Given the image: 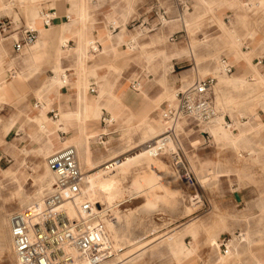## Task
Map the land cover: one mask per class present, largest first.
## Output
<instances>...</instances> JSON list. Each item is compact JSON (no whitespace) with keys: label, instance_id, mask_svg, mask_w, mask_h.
<instances>
[{"label":"bare ground","instance_id":"1","mask_svg":"<svg viewBox=\"0 0 264 264\" xmlns=\"http://www.w3.org/2000/svg\"><path fill=\"white\" fill-rule=\"evenodd\" d=\"M41 1H46V0H17L19 8H21L25 14L26 25L36 28L39 35L42 34L47 35L52 30V27L50 25L44 28L40 27V24L42 23L40 21L41 15L39 13L41 7L40 4ZM84 1H85L84 3H86L87 5V8L83 6L80 9V14L81 16H83V21L85 19L84 18L86 15L85 13L87 12V11L85 12V10H89L92 12V9L97 7V4L95 3L92 4V1L91 2L89 0H84ZM196 1L209 8L219 0H196ZM220 1L224 2L226 5L229 6V8L233 10L232 14L234 15L236 23L237 24L240 23L241 25H244V27H246V29L248 30V33L246 35H248L249 37H254L255 22L258 19V17H256V14L258 12H262L264 14V0H258L257 2L258 7L254 8V11L251 13L250 16L239 13V8H243L242 3L246 2L247 0H220ZM1 12L11 14L13 12L12 4L0 3V13ZM81 16L79 17V19L81 18ZM194 17H195L194 13L190 14L189 16H187V19H185L184 23H186V25H189L190 21H192ZM14 19L15 21H17L18 18L14 16ZM71 20L72 19H70V21H68L69 23L67 24H62L61 38L62 35L70 29V24L72 23ZM92 25L93 27H96V24L94 22ZM215 25L216 26H214L215 28L214 30H216V32L212 33V31H209V33L213 35V39L215 40L214 42L220 40L223 43H225L226 46L227 45L233 46L234 49L238 52V55L244 58V61L246 62L247 65H249L250 67H259L260 64L258 65L252 60L253 57L257 54V49H253L254 55L252 57H249L244 52H242L239 47L241 44L240 36L236 33L235 30H231L223 24L222 16H215ZM84 26L85 25H83V28H85ZM168 27L170 30L173 29L172 24H168ZM90 28L91 25H88V29ZM123 31L124 29L121 30L120 34H118V37H122ZM218 31L224 33V38ZM3 38L4 36L0 35V42ZM208 38L209 36L208 33L206 32L203 40H198V41L193 40L190 43V47L189 45L188 47H185L183 45L177 46V50L180 53L186 54L187 56H189L190 52H192L194 57H196L198 49L200 47L211 44ZM261 45L263 46L262 41H261ZM26 49L32 50L28 46L26 47ZM210 58L211 61L208 63V66L205 67L200 66L203 67L201 69L202 74L205 75L211 72L213 74H218L220 81L222 82L226 81L232 84L233 86H236L240 82V80L236 77L227 76V75L225 76V74L224 75L220 74L221 72H219L218 70L219 55L215 50L213 54L210 56ZM28 61L29 58H27L23 52H20L16 56L5 57L3 62L6 64H15L17 66L16 67L18 73L17 77L20 78L22 75L31 74L33 69L38 68V67H27L26 63ZM2 64L0 65V102L7 100L6 92H4V88L7 85V81L5 80V75L3 70L8 69V67H3ZM210 67H211V71L209 70ZM121 68L122 67H101V78L96 81V86H95L96 92H94L95 96H93L92 92L89 90L90 88L88 84L89 80L85 75V67H80V71L83 77H81V79L75 85L77 89L76 101H75L76 108L72 109L71 111H65V112L60 111L58 118H56V120L49 121L46 119L44 123L38 121V117L43 115L42 114L43 110L40 107L34 106L31 110L27 112L20 111V113L22 112L21 114L25 118V121L20 129L22 131L23 136L26 137L27 140L29 141V144L27 146L25 145L21 147L18 141L16 143L10 142L5 144L4 148L11 151L14 155L16 153L19 154V152H21L24 154L23 155L24 157L28 155L42 156L43 158L42 160H44V164L42 165L43 173L37 176V178H34L35 181L37 182V187L34 188V190L30 193L22 192L21 190V184L23 180H25L28 174L24 178L18 177V172L21 169L26 170L27 168L25 158L22 159L17 158L14 166L9 168L5 172H2L1 177H6L17 183L18 188L16 194L19 197L20 206L16 209L27 208L29 209L28 210L29 213H32L41 206L43 197L46 193L45 189L49 190L53 181V173L50 170V168L47 166L45 161L46 156L54 149L66 146L68 144L74 145L77 149V157L80 163V167L83 170V177H84L83 197L90 199L92 202L94 201L101 202V204H103L105 207L110 209L115 214L116 220L115 221L108 220L107 222L108 231L112 239H114L116 242H119L118 243L119 245L124 244L125 246L126 244L136 245L139 241L136 238L129 240V238L126 236L125 234L126 231L122 226L123 224L122 220L125 221V226H127V218H126L127 213L125 212L121 213V210L118 207L125 201H128L133 197H138L142 195V201L140 204L141 207L149 208L158 205V206L166 207V209L171 208L174 202L179 198V195H177L178 193L177 194L175 193L174 190L175 186H173L174 183L173 181H179V180H177L178 178L176 174L172 175L170 173L169 175L168 172H165L166 170V169L164 170L165 163H163V161H161L158 157L153 155V151L155 149L154 143L156 142V140H159L158 137L161 136L166 129V127L163 126L161 122L157 120V118L152 116V112L155 110L156 105L159 103V100L161 99L164 90L162 92L159 89L156 94L151 95L150 91H144L142 89V83H140V78H136L135 79L137 82L136 89L139 90V94H137L135 91H130V90L125 91L124 89L122 95H118L116 91V85L118 79L123 76L121 72ZM63 70L64 67L57 66L56 68H54V77L49 78L46 84L42 88L37 90L36 96L39 102H41L46 96H52L53 88H55L57 85L64 84L63 79L61 77L62 76L61 72ZM192 71H194V69ZM149 74L150 73L148 71L145 72V76L147 77V79L150 77ZM193 76H194V72H191L190 74L187 73L184 74L182 78L184 86L188 82H190ZM127 80L130 81L129 78H126L124 82H126ZM140 96L149 99V102L145 105V107H142L141 110L137 108L134 104L136 99L139 98ZM59 98L60 96L58 97V99ZM228 107L232 108L231 119L233 120L234 123L233 128H229V125H227V121L224 119L225 117L223 115H220L219 114L220 112L216 115V117L212 122L204 125V127L209 131L212 137L211 141L213 142V144L217 146H227L235 149L237 152H239L240 149L251 150L252 146L256 145L258 146V148L263 150V154H264V144L261 138L259 139L260 130L263 127V123L260 122L259 119H262L264 116V103L263 105L261 104L256 105L253 103L245 108H239L230 105H228ZM98 110H100L101 112H107V114H109V120H110L109 124H115L116 128H120V133H121L120 139L123 140L120 142V144L122 143L120 148L112 150L111 147H109L99 136L100 133L101 134L107 133L108 129L100 124V119L102 114L100 115L98 113L99 112ZM243 112H245L246 115H248L247 120L245 122L240 120V115L243 114ZM35 114H37L38 116H35ZM160 118L162 119V117ZM72 119H74V121H72ZM16 120L17 118L9 117L5 122L2 123L1 133H0V143L4 142L5 140L4 137L12 129H14V124ZM185 121L186 119L182 117L177 119L173 124L177 135V139L179 141V146L183 149H184V145L178 135L181 131L187 132L184 127ZM49 122L51 123V125L49 126L44 125ZM164 122L166 121L164 120ZM60 123L63 125H60ZM70 125L73 126V129L70 133H67L68 126ZM34 128L44 133V139L41 140V142H37L32 137L31 133ZM234 128H236V130H234ZM141 130H143L144 133H142ZM59 131H62L65 135L61 136ZM252 132H254V134L256 135H253ZM247 133H251L252 136H254L255 141L253 140L252 136L251 137L247 136ZM17 134H19L18 130H17ZM134 135H137L135 139L133 138ZM196 137L188 138L187 139L188 145L190 144L195 147L194 140ZM148 140H150L151 142L144 145V148L142 147L136 152L125 154V152L129 150L131 148V145L134 144L135 142L136 143L139 142L137 143L138 145ZM174 142L176 143L177 146L178 144L175 138V133H174V138L172 137V135L166 136L164 141L165 144L162 151H168V149L175 150V147L173 146L175 145L173 144ZM94 143H101L102 147L108 150V153L104 154L103 152L100 151L99 154L96 156L94 150V145H95ZM121 154H123V156ZM118 155H121L122 157L116 159L114 163L106 165L105 167L95 172L92 173L90 172L91 170L97 169L99 166L106 164L109 161L115 159ZM259 158H260V153H259ZM153 161L157 162L158 164L152 165L151 163ZM154 166H158V169L154 168ZM30 167L33 171V174L38 169V165L30 166ZM143 167L147 171L149 170L150 174L146 175L142 173L140 177H142L143 179L139 182H137V179L136 181H134L133 184L136 185V190H134L133 185L132 187L130 185L128 186V188H126L127 191H125V193H122L115 199H111L110 197L106 196L107 189L110 190L111 188H113L114 186L125 180L127 175L130 174L133 168L134 169L137 168L135 174H138L141 173L142 171H145L143 170ZM99 171L102 172L99 173ZM211 174L212 175L218 174L222 176L224 174L228 175L230 173L223 169L214 168L212 169ZM201 181L205 184L206 182L205 176H201ZM155 187L159 191L156 190L154 191ZM149 195H151L150 199H148ZM189 199L190 200L201 199L200 192H198L197 190L193 191L192 193H190ZM200 204L201 201H199L198 203L195 202V204L192 202L187 206L185 205L184 212L186 214H189L196 209V206L198 205L200 206ZM11 211H12L11 209H6V208L0 210V219H2L6 223L7 225L6 231L8 233H9L8 216ZM212 213H213L212 215L213 217H216L218 215L217 212L215 213L213 211ZM218 219L220 220V218ZM218 228L223 230L229 227L226 223L222 222L221 224L215 226V229ZM219 234L220 232H218L217 230H214V232H212L211 234V237L217 239L216 242L218 246H219V241H218ZM183 235H184L183 233H179L175 238L161 239L159 242H157L156 244L150 247L151 252L149 256L153 258L157 257L158 259H162L170 256L172 253V249H171L172 242L178 241ZM257 237L258 236H253L248 231H244V235L242 237L243 242L235 241L234 243L233 241L234 236H233L231 240V244L234 245V247L228 250L226 253H223L221 250L220 252L224 257L227 258L238 256V254H240L239 248L244 244H248L250 240L258 239ZM4 248L5 246H1L0 244V252H2ZM66 250H68L72 254V256H74V261L72 264H85L83 260L75 257V252L73 250H71L68 247H66ZM146 251L147 249L142 250L140 248L139 250L134 251V253L131 252L132 254L130 253L131 255L129 256V258L127 257V259L125 260H121L120 259L121 256L119 257V253H118L116 255V259L118 260L119 258V260L116 264H140L141 261H144V259L148 257V256L146 257L144 256ZM260 264H264V262Z\"/></svg>","mask_w":264,"mask_h":264},{"label":"rangeland","instance_id":"2","mask_svg":"<svg viewBox=\"0 0 264 264\" xmlns=\"http://www.w3.org/2000/svg\"><path fill=\"white\" fill-rule=\"evenodd\" d=\"M89 1L91 2V0ZM115 1L116 0L113 1L108 0L107 3L108 5H110L113 4ZM117 1H120L119 3L120 5L126 3V0H117ZM127 1L131 5V7L135 9L134 5L137 0H127ZM49 2L51 1L50 0H48L47 2L41 1L40 9L41 8L46 9L50 7L51 5L48 4ZM52 2L54 3L52 6H55L60 12H64L66 10L65 6L69 4L66 0H52ZM194 2H195L194 0H191L192 4ZM95 8L92 9V15L93 14L95 15L96 13ZM197 9L200 14H198L197 19L193 21L191 24L187 25L186 28L188 31L187 40L189 41L190 40L192 41L193 37L196 38L202 37L203 31L205 32V30L208 32L212 31V33H215L216 32V30H214L215 29L214 26H216L214 19L215 15L221 14L224 25L229 29L232 28L230 19L236 21L234 15L232 14L233 10L229 8V6L226 5L224 2H221L220 0L214 3L209 8L208 7L202 8L198 6ZM15 10L20 14L22 20L18 24L24 23L23 11L18 6L14 7L13 12L11 14L1 12L0 21H2L4 18L13 21L12 15L17 17V15L15 14ZM239 13L250 16L252 11L246 9L243 6V8H239ZM132 15L136 16L137 13H133ZM130 17L127 16L126 21H128ZM256 17H258V19L255 22L254 37L260 38V40L259 41H256V39L250 40L253 37H249L247 35V37L249 38L246 40H244L243 38L240 44L241 49L249 57H252L254 55L252 54L251 51V46L253 45V43H256L257 46L259 45L257 49V54L252 59L255 63L257 62L258 58L264 56V14L262 12H258L256 14ZM11 25L12 27L16 26L14 21ZM241 26L245 29L246 33H248L246 27H244V25ZM136 29L137 32L141 31L143 36H148V34L158 30L157 28L156 29L154 28L150 31H146L147 30L146 27L143 28V26L138 25V22H135L134 24H127L126 22V30L129 32L131 37L135 35ZM11 32L13 31L11 30ZM218 32L224 38V33H222L221 31ZM9 33L0 31L1 36H6ZM261 41L263 42V46L261 45ZM184 44H186L185 40H184ZM213 45L214 46H210V47L211 48L214 47V50L218 53L219 56L221 55L227 56L226 53H221L219 50H216L217 48H220L218 44L213 43ZM227 47L230 50L231 49L233 50V53H230L227 56V58L229 59L230 56L234 55V57L238 60L239 57L238 52L234 49V47L229 45H227ZM202 49H205L206 51L208 50L205 47H202L200 49L199 56L196 59L197 61H195L197 67H199V63L205 62V58H207L204 55L206 51L204 54H202L201 52ZM225 50L226 49H224V51ZM9 52L12 55H16V52L12 50L11 41L9 46ZM240 59L242 61L244 60L243 57ZM238 64L244 67L242 62H239ZM261 64L258 65L260 67V70L262 71L261 76L263 77L264 59ZM44 66H47L48 69L46 70ZM184 67L185 66H179V67L175 66V70L177 71L183 69ZM50 69L51 66L49 62H47L42 65V68L39 70L38 73L30 77L24 83H20L16 86H13V82H12L13 79L15 78L14 77L15 73H13V70H10L6 73L5 80L7 81V85L4 88V92H6L7 100L0 102V133H1L2 123L5 122L16 111V107L27 112L31 110L33 106H35L34 104L37 101V99L35 95L32 94V91L34 90V88H36L39 85L42 79L44 80L47 75H50L52 73ZM139 73L143 74L142 71H139ZM220 74L224 75L225 73H220ZM197 75L200 77L204 76V74H202L201 72H198ZM214 75L217 78V81L213 86L214 100L217 105V109L220 112L218 113L225 117L224 119L227 121V125H229V128H233L234 123L233 120L231 119L232 108L228 107V105L239 108H245L253 103L256 105L257 104L263 105L264 81L261 82L260 80L259 82H255V83L248 82L246 84L233 86L232 84L226 81H223L220 84H218V82L220 81L219 76L218 74H214ZM227 76H231V75L228 74ZM68 77H72V76L68 75ZM194 77L195 75L192 77L190 82L194 79ZM93 80H94L93 78L90 79V81ZM251 80L253 81L254 79ZM153 82L156 83V80H154ZM190 82H188L183 87H180L179 85L177 86L174 85V89L172 90L170 97L166 98L165 96L159 100V103L156 105L157 108L155 107V110L152 112V116L157 118V120H159V122H161L163 126L166 127L167 123L164 122L163 118H162L163 120L160 118L162 108L167 103L169 104L174 103L176 101L175 93L178 90L185 88ZM23 85H26L28 89L24 90L22 88ZM242 86H244V88ZM149 89H150V94L154 95L158 92L159 87L153 84ZM12 90L15 99H13V97L11 96ZM61 90L67 93V92H72L73 88H71L68 85V86H64ZM134 104L140 110L145 105L144 101H141V99L136 100ZM25 108L27 110H24ZM47 113L51 115L50 112ZM99 114L101 115L102 112L99 111ZM182 117L186 119L185 121L186 126L184 125V127L187 132L181 131L178 136L184 145V149L179 146V141L177 139V135L174 129L175 138L178 144L176 146V143L175 142L173 143L175 144L173 145L175 147V150L168 149V151H164L161 155L157 156L161 161H163V163H165L164 164L165 167L164 170L166 169L165 172H168L169 175L170 173L172 175L173 174L177 175L178 178L177 180L179 181H173L174 182L173 186H175L174 190L176 194L178 193L177 195H179V198L176 200L177 202L176 201L174 202L171 208H167V209L166 207L158 206V205L149 208L141 207L140 204L142 201V195L138 197H133L130 200L122 203L118 208H120L121 213L122 212L127 213V217H126L127 226H125V221L122 220L123 223L122 226L126 231L125 234L129 238V240L136 238L138 239L139 242L136 245L135 244H126L125 246L124 244L120 245L123 246V248L121 251L118 252L119 257L121 256L120 259L125 260L127 259V257L129 258V256L132 253H134V251H137L141 248L142 250L147 249V251L145 252L146 255L144 254V256L145 257L148 256V257H146L144 261H141L140 264H163V261L167 260L168 258L165 257L162 259H158L157 257L153 258L149 256L151 252L150 247L156 244L157 242H159L161 239L175 238L179 233L184 234L183 241L185 237V240L188 243L191 240V236L187 234H190L189 230L192 229L195 235L196 236L198 235L196 254L194 256H188L191 257V259H189V262L187 264H207L206 262H209L211 264H251L249 256L247 255L242 256L245 252V248L243 246H241L242 248L240 247L242 250L239 248L240 250L239 256H233L229 259H226L225 261L220 262L216 255H210V246H209L210 242L208 238L212 234L215 226L221 224L222 222L226 223L229 227L221 230L218 236L219 247L222 252L224 248L221 243L222 239L235 236L238 232L241 233L243 232L242 237L244 235V231H248L253 236H258L257 238H264V229L259 230L260 228H262V226H264V200H260L261 198H264V157H262L261 159L258 158L256 160H251L245 149H240L239 152H237L235 149L227 146H217L213 144V142L211 141L212 137L209 131L204 127L205 124H200L196 122V120L188 116H181L180 118ZM242 118L245 120L246 116L243 115ZM259 121L263 123V127L260 130L259 139L261 138L264 144V133L263 135H261V132L264 130V116L262 119H259ZM100 124L108 129L107 133L105 134L102 133L101 135H99L102 138V140L109 147H111L112 150L120 148V146L122 145V143L120 144V142L123 141L120 139L121 136L120 128H116L115 124L104 123L101 121ZM234 130H236V128H234ZM141 132L144 133L143 130H141ZM60 134L61 136L65 135L63 132H60ZM136 136L137 135H134L133 138L135 139ZM196 136H197L196 142L194 140L195 148H193L188 145L187 139ZM172 137L174 138V135H172ZM252 137L253 140L255 141L254 136ZM4 139H5L4 142L0 143V171H1L0 172V210L5 208L14 210L20 206V200L16 194L18 188L17 183L6 177H1L2 172H5L9 168L13 167L17 158L18 159L25 158L27 164V168H26L27 171L25 169H21L18 172V177L24 178L28 174L25 180H23L21 184V190L22 192L30 193L34 190V188L37 187V182L35 181L34 178H37V176L43 173L42 165L44 164V160H42L43 158L40 155H28L24 157L23 156L24 154L21 152H19V154L16 153L14 155L11 151L4 148L5 144L10 142L16 143L17 141L19 142V145L21 147L25 145L27 146L29 144V141L27 140L26 137L23 136L22 133L17 134L15 130L12 129L4 137ZM149 142L151 141L150 140L144 141L138 145L137 143L139 142L137 143L135 142L134 144L131 145V148L125 152V154L136 152L142 147L144 148V145L148 144ZM94 144H95L94 150L96 156L99 154L100 151L103 152L104 154L108 153V150L104 149L101 143H94ZM121 155L123 156V154ZM121 155H118L115 159L109 161L106 164L99 166L97 169L91 170L90 172L91 173L95 172L105 167L106 165L114 163L117 158L122 157ZM174 158L178 162L177 164H179L181 169H183V164H184L186 168L190 171V174L194 182L193 185L192 184L187 185L184 181V178L183 177L180 178L179 176L180 173L173 164ZM205 160H211L213 162H207ZM151 164L157 165L158 163L153 161ZM35 165H38V169L33 174V171L30 166H35ZM154 168L158 169V166H154ZM214 168L223 169L225 171H228L230 174L228 175L224 174L222 176L218 174L212 175L211 174L212 169ZM136 169L133 168L130 174L127 175L128 178L126 177L125 180L117 184L119 187L116 185L110 190L107 189L106 196L110 197L111 199H115L122 193H125V191H127L126 188H128V186L130 185L131 187L133 185L134 190H136V185L133 184L134 181H136V179L137 182L141 181L143 179L142 177H140L142 173L146 175L150 174V171L149 170L147 171L144 167L143 170L145 171L135 174ZM101 172L102 171H99V173ZM201 176H205L206 178L205 184L201 181ZM155 190L159 191L156 187L154 188V191ZM196 190L200 192L201 199L190 200L189 199L190 193ZM45 191L46 193L48 192V190L46 189ZM235 193H237L238 197H236ZM150 198L151 195H149L148 199ZM199 201H201L200 206L199 205L196 206V209L193 210V212L189 214H186L184 212L185 205L187 206L192 202L195 204V202L198 203ZM260 209H262V211H260ZM213 211L215 213L217 212L219 216L217 215L216 217H213L212 216ZM218 218H220V220ZM6 229H7L6 223L2 219H0V244L1 246H5L4 250L0 252V264H15L14 254L12 252V248L10 244L9 233L6 231ZM233 241L235 243V241L238 242L240 240L235 239ZM193 242L194 241H192V243ZM241 242H243V240ZM116 243L118 244L119 242ZM233 247L234 245H232L230 249H232ZM181 258L183 257L178 256V260L180 264H182ZM213 258H216L217 261L213 262ZM118 260L115 257V264L118 262Z\"/></svg>","mask_w":264,"mask_h":264},{"label":"crops","instance_id":"3","mask_svg":"<svg viewBox=\"0 0 264 264\" xmlns=\"http://www.w3.org/2000/svg\"><path fill=\"white\" fill-rule=\"evenodd\" d=\"M47 1L48 0H46L45 2ZM50 1L51 2H49L48 4L51 5L50 7H54L57 13V17L53 20L52 24H50L52 30L47 35H43V34L39 35L37 31V37L35 41L32 44L28 45V47H30L32 50H27L26 49L27 46H25L20 51L23 52L27 58H29V61L26 63L27 67H38L37 69H33L31 74L22 75L19 78L17 77L18 74L16 68L17 66L15 64H6L3 62L5 57L16 56L18 53H20L14 51L13 47L12 50L16 52V55H12L9 52V46H10L9 41H11V46H12L13 37L16 35L15 32L7 34L0 42V65L4 63L2 64V66L8 67V69L3 70L4 75H6V73L10 70H13V73H15L14 75L15 78L12 81L13 86H16L20 83H24L30 77L38 73L39 70L42 68L43 64L49 62L51 66L50 71L52 73L50 75H47L44 80L42 79L39 85L36 88H34V90L32 91V94L35 95L36 99H37L36 96L37 90L42 88L49 80V78L54 77V68L58 66V67H64V70H67V74L61 76L64 84L57 85L55 88H53L52 96H46L43 99L44 101L42 100L41 102H39L37 100L39 103L34 104L35 107H40L43 110L42 113L43 115L38 117V121L42 123H44L46 119L49 121L56 120V118L51 117L47 113L50 112V110L57 111L59 115L60 111L63 112L71 111L72 109L76 108L75 101H76L77 89L75 85L81 79V77H83L80 71V67H85V75L89 80L88 84L90 87H94L93 91H91L89 88L93 96H95L94 92H96L95 90L96 81L101 78V67H122L121 72L123 76L118 79L116 85V91L118 95H122L124 89L125 91L128 90L135 91L137 94H139V90L132 88L130 86V83L136 78H140V83H142V89L144 91H150L149 88L154 84L157 85L162 92L164 90L161 98L165 96L167 98L170 97L171 92L174 89V85L176 86L179 85L180 87L184 86L182 81L184 74L186 73L190 74L191 72H194V75L196 77L198 76L197 73L201 72V69L203 67L208 66V63L211 61L210 56L214 52V47L213 48L210 47V46H214L213 43L218 44L220 46V48H217L216 50H219L221 53H226L227 56L230 53H233V50L232 49L230 50L226 46V44L223 43L222 41L218 40L217 42H214L215 40L213 39V35L206 30L205 32L203 31L202 37L192 38V41L203 40L205 37V33L207 32L209 36L208 39L210 40L211 43L210 45L203 46L208 49L207 51L205 49H202L201 51L202 54H204L206 51L204 55L207 58H205V62L200 63L199 67H197L195 61L199 56L200 49L202 47L198 49L196 57H194L192 52H190V55L187 56L186 54L180 53L177 50V46L183 45L185 47H188L189 45L190 47L191 40L190 41L187 40L188 37V31L186 29L187 25L186 23H184L185 19H187V16L193 13L195 14V17L189 23L191 24L193 21L197 19V15L200 14L198 12L197 7L198 6L202 8L206 7L201 3H198L196 0H194L195 2L193 4L191 3V0H158L159 5L162 6L167 12L166 22L161 25H156L155 29L157 28L158 30L148 34V36H143L142 33L140 31L137 32L136 29V33L132 37L127 31L128 29L126 30V22L127 24H131L130 21L132 19H135L145 24H151V25L155 24L157 17L154 16V12L152 8L154 0H137L134 5L135 9L131 7V5L127 0L126 3L123 5H120L119 4L120 1L117 0L110 5H108L107 3L108 0H96L94 2L92 1L93 3L97 4V7L95 8L96 13L95 15L93 14L94 15L93 16L91 11L85 10V12L86 11L87 12L85 13L86 15L84 17L85 18L84 21H83V16H81L80 14V9L83 6L87 8V5L86 3H84L85 2L84 0L83 1L66 0L69 4L65 6L66 10L64 12L58 11V9L55 6H52L54 4L52 0ZM257 2L258 0H251V1L247 0L246 2L242 3V7L244 6L246 9L253 12L254 8L258 7ZM0 3L12 4L13 9L15 6H18L17 0H1ZM133 13H137V15L136 16L132 15ZM15 14L19 18V20L17 19V21H15L14 16L12 15L13 21L15 22L16 26L26 25V17L24 12H23L24 23H20V24L18 23L22 21L21 16L16 10H15ZM65 14H69L68 19L64 17ZM80 16L82 19L81 18L79 19ZM127 16L128 17L131 16L128 21H126ZM215 16H221V14ZM70 19H72L71 20L72 23L70 24V29L67 32H65L61 38L62 24L69 23L68 21H70ZM40 21L42 22L40 24V27L44 28L49 26L43 24L42 18L40 19ZM230 21L232 25L231 30H235L236 33L240 36L241 40L243 38L244 40L249 38L247 37L246 31L241 26L240 23L237 24L236 21H233L231 19ZM93 22L96 24V27H93L92 25ZM111 22L117 25V28L114 31H111L109 28V23ZM222 22H223V18H222ZM168 24H172L173 27L172 30L169 29ZM83 25H85L84 26L85 28H83ZM88 25H91L90 29H88ZM120 29L121 30L124 29V31L122 32V37H118V34H120L121 32ZM80 32L83 33L81 34ZM171 35H173V39L169 38ZM255 39L256 41L260 40V38H256V37H253L250 40H255ZM184 40L186 41V44H184ZM94 41H96L99 45V49L95 54L92 53L90 50V46L91 44H94L93 43ZM258 47L259 45L257 46L256 43H253V45L251 46L252 54H254L253 49H258ZM224 49L226 50L224 51ZM240 50L244 52L241 49V46H240ZM240 58L242 57L239 56L237 60L234 57V55L230 56L229 58L230 61L233 63V65L235 64L234 70L230 75L240 80V82L237 85L246 84L248 82L255 83V82H259L260 80L261 82H263L264 76L263 77L261 76L262 71L260 70V67H250L249 65L246 64L244 60L243 62ZM239 62H242L244 67L240 66L238 64ZM175 66L177 67L185 66V67L183 69L176 71ZM44 67L46 68V70L48 69L47 66ZM193 69L194 71H192ZM209 70L211 71V67ZM63 71L61 72V74H64ZM139 71H142L143 74H140ZM146 71L150 73L149 74L150 77L148 79L145 76ZM68 75H71L72 77H68ZM91 78H93L94 80L90 81ZM126 78H129L130 81L127 80L126 82H124ZM251 79L254 80L252 81ZM154 80H156V83L153 82ZM221 82L222 81H219L218 84H220ZM68 85L71 88H73V91L67 93L63 92L61 89L64 86H68ZM242 87L244 88V86ZM22 88L24 90L28 89L26 85H23ZM11 96L13 97V99H15L13 90ZM57 96L58 97L60 96V98L58 99ZM139 99H141V101H144L145 105L149 102V99L143 96H140L136 100ZM145 105L143 107H145ZM24 110L27 109L25 108ZM20 111L25 112L22 109L20 108L18 109V107H16V111L10 116L13 118H17L14 124V129L16 133L17 130L18 133H22L20 128L25 121V118L21 114L22 112L20 113ZM103 113L107 114V112H102V114ZM243 115L246 116L245 120L242 118ZM35 116L38 115L35 114ZM247 117L248 115H246V113L243 112V114L240 115V120L245 122L247 120ZM72 121H74V119H72ZM44 125L49 126L51 125V123L49 122ZM60 125L63 124L60 123ZM72 129H73L72 125L68 126L67 133H70ZM60 132L62 131H59V133ZM263 133L264 130L261 132V135H263ZM252 134L256 135L254 134V132H252ZM252 134L247 133V136H251ZM31 135L37 142H41V140L44 139V133L38 131L36 128L33 129ZM99 135H101V133ZM196 139L197 137L195 138V142ZM189 146L195 148L190 144ZM246 152L248 153L249 158L251 160L258 159L259 153H260V159L264 157L263 150L258 148V146L256 145H253L251 150L246 149ZM205 161L213 162L211 160H205ZM260 200H264V198H261ZM260 211H262V209H260ZM262 229H264V226H262V228H260L259 230ZM214 230L221 232L222 229L214 228L213 232ZM189 233L190 234L187 235L191 236V240L188 243L186 242L185 237L183 241V236L178 241L172 242L171 245L172 253L170 256L167 257L168 258L167 260L163 261V264H180L178 260V256L183 257L181 258L182 264H187L189 262V259H191V257L188 256H194L196 254L198 235L196 236L192 229L189 230ZM208 240L210 242L209 243L210 255H216L220 262L229 259L227 257H224L220 252V247L217 245L216 242L217 239L211 237L210 235ZM192 241L194 242L192 243ZM243 247L245 248V252L242 256L245 255L249 256L251 264H260L264 262V238L250 240L249 243L244 244ZM239 255L240 254H238V256ZM216 261H217L216 258H213V262ZM206 263L211 264L209 262Z\"/></svg>","mask_w":264,"mask_h":264},{"label":"built area","instance_id":"4","mask_svg":"<svg viewBox=\"0 0 264 264\" xmlns=\"http://www.w3.org/2000/svg\"><path fill=\"white\" fill-rule=\"evenodd\" d=\"M152 8L154 16L157 17L154 25L135 19L130 21L131 24L138 22V25L150 31L156 25L165 23L167 12L159 5L158 0H154ZM39 13L44 25L52 24L57 17L54 7L41 8ZM64 17L68 19L69 14ZM12 23V20L4 18L0 21V31L15 32L12 47L14 51L20 52L23 47L35 41L37 29L29 25L12 27ZM109 28L114 31L117 25L111 22ZM169 38L173 39V35ZM93 43L90 50L95 53L99 45L96 41ZM263 59L264 56H261L256 63H262ZM218 70L230 74L234 65L227 56L221 55L218 59ZM63 72L62 75L67 74V70ZM216 81L214 74L196 76L185 88L176 92L174 103H167L162 108L161 117L167 122V126L159 140L154 143V156L164 152L162 150L165 137L174 135L173 124L181 116L193 118L200 124H208L214 120L219 112L213 96ZM130 84L136 89V80ZM90 90L93 91L94 87H90ZM50 114L51 117H58L55 110H50ZM100 121L109 123V114L103 113ZM45 161L53 173V181L41 206L32 213L27 208L14 209L8 216L9 238L15 264H72L74 256L66 247L73 250L75 257L83 260L85 264H115V257L123 247L111 238L107 222L115 221L116 217L101 202H92L83 197L84 177L76 147L68 144L54 149L46 156ZM177 163L174 158L173 164L180 176L187 185H193L190 171L183 163V169ZM232 238L233 236L222 239L224 253L230 250ZM235 239L242 241V233L238 232Z\"/></svg>","mask_w":264,"mask_h":264},{"label":"water","instance_id":"5","mask_svg":"<svg viewBox=\"0 0 264 264\" xmlns=\"http://www.w3.org/2000/svg\"><path fill=\"white\" fill-rule=\"evenodd\" d=\"M236 197H238L237 193H235Z\"/></svg>","mask_w":264,"mask_h":264}]
</instances>
